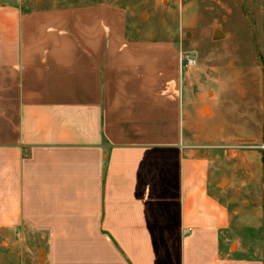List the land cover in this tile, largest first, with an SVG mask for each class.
Masks as SVG:
<instances>
[{
    "label": "crops",
    "instance_id": "crops-1",
    "mask_svg": "<svg viewBox=\"0 0 264 264\" xmlns=\"http://www.w3.org/2000/svg\"><path fill=\"white\" fill-rule=\"evenodd\" d=\"M164 1L0 0V231L46 264H264L227 174L260 162L264 194V134L192 126L181 36L133 35Z\"/></svg>",
    "mask_w": 264,
    "mask_h": 264
},
{
    "label": "rangeland",
    "instance_id": "rangeland-1",
    "mask_svg": "<svg viewBox=\"0 0 264 264\" xmlns=\"http://www.w3.org/2000/svg\"><path fill=\"white\" fill-rule=\"evenodd\" d=\"M181 1L182 10L165 9L167 1L162 6L160 2L159 8L145 5L149 17L139 21L142 31L133 35L181 36L184 55L196 62L190 70V91L194 98L201 97L198 110L209 117L192 110L191 123L199 132L212 135L218 144L221 137L264 134V0ZM216 29L224 36L214 38ZM227 174L234 182L228 193L235 198V207L244 217L253 213L259 219H250L235 234L243 245L258 246L264 242L263 168L258 162L255 180L244 168ZM45 243L44 236L24 227L2 230L0 264H46Z\"/></svg>",
    "mask_w": 264,
    "mask_h": 264
},
{
    "label": "built area",
    "instance_id": "built-area-1",
    "mask_svg": "<svg viewBox=\"0 0 264 264\" xmlns=\"http://www.w3.org/2000/svg\"><path fill=\"white\" fill-rule=\"evenodd\" d=\"M185 60H186V62H187V66L188 67H195V65H196V62L194 61V60H192V59H190V57H188V56H186L185 57Z\"/></svg>",
    "mask_w": 264,
    "mask_h": 264
},
{
    "label": "water",
    "instance_id": "water-1",
    "mask_svg": "<svg viewBox=\"0 0 264 264\" xmlns=\"http://www.w3.org/2000/svg\"><path fill=\"white\" fill-rule=\"evenodd\" d=\"M222 36H224L223 33L220 30L216 29L214 32V38H219ZM224 183H225V181H223V186H224Z\"/></svg>",
    "mask_w": 264,
    "mask_h": 264
}]
</instances>
